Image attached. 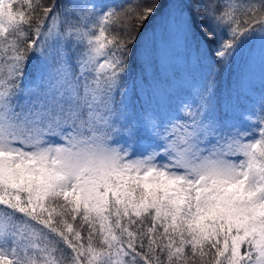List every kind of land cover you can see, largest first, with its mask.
<instances>
[{"label":"snow or ice","instance_id":"1","mask_svg":"<svg viewBox=\"0 0 264 264\" xmlns=\"http://www.w3.org/2000/svg\"><path fill=\"white\" fill-rule=\"evenodd\" d=\"M159 7L0 0V264H264V0H183L149 40ZM173 29L234 87L137 117Z\"/></svg>","mask_w":264,"mask_h":264},{"label":"rangeland","instance_id":"2","mask_svg":"<svg viewBox=\"0 0 264 264\" xmlns=\"http://www.w3.org/2000/svg\"><path fill=\"white\" fill-rule=\"evenodd\" d=\"M126 0H94L96 3L116 4L122 3ZM183 0H172L167 9L164 10L158 16L157 20L148 28L144 33H147V38H152L153 29L157 28L156 38L159 41L161 33L159 26L162 21L168 19L171 21L178 17V8ZM170 45V55L167 61V65L164 69H158L155 73V80L160 81L161 86L156 89L155 86L149 87L147 85H141L139 92L146 94L148 102H154L157 107H160V119L167 121L173 116H178V108L183 101H188L192 89L197 86L203 75L206 72V65L208 62H200L197 59V54L192 47H185L179 43L178 29H173V35H167L164 37ZM39 63L41 61L38 57ZM240 66V62L238 63ZM236 70H238L236 66ZM237 72V71H235ZM37 74V73H36ZM36 76V75H35ZM253 81L258 82L255 88L260 87V71L257 65L254 74ZM148 83H153V77L148 78ZM162 86H165L164 90H161ZM159 91L153 94L155 91ZM169 102L176 108L174 110H167Z\"/></svg>","mask_w":264,"mask_h":264},{"label":"trees","instance_id":"3","mask_svg":"<svg viewBox=\"0 0 264 264\" xmlns=\"http://www.w3.org/2000/svg\"><path fill=\"white\" fill-rule=\"evenodd\" d=\"M172 0H139L140 4L147 5L152 3H158L160 5L159 8H157L154 15H152L146 22L144 29L142 30V33H144L150 26L153 24L154 21L157 20L160 13H162L164 10L167 9L168 5L170 4ZM45 3H49L50 0H44ZM131 0H126L119 4H128ZM239 61L234 62L233 66L231 68H222L218 64H213L208 62L206 65V72L203 75V78L200 80V82L197 85H200L204 83L206 80L215 78L217 81V96L218 100L223 102V100L229 95L230 91L233 89L235 84L236 75L239 70ZM236 66L238 70H236ZM75 70V65H73ZM38 71H41L40 69V63L38 60V57L30 60L28 69H27V77H26V83L29 79H35V75ZM237 71V72H235ZM140 76L141 71L139 68V65L133 62L130 70H129V77H128V87L131 90L133 86V82L135 81L138 85L140 83ZM254 87L258 85V82L253 81ZM141 87V86H140ZM139 87V88H140ZM139 88L135 93H132L130 91L131 95V109L137 117L141 113H143L145 110L151 111L155 113L157 116H160V107H157L154 102H148V97H146V94L139 92ZM156 89H159V87ZM165 86H162L161 90H164ZM257 92L259 91V88H255ZM155 91L153 94L158 93L159 91ZM192 96L190 95L188 101H191ZM169 109L167 110H174L176 109L171 102H169Z\"/></svg>","mask_w":264,"mask_h":264}]
</instances>
